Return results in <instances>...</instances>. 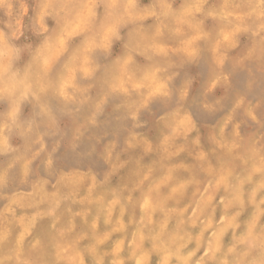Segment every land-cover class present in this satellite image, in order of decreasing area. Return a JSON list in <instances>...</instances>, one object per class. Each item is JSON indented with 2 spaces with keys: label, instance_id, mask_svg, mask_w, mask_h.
Segmentation results:
<instances>
[{
  "label": "clouds",
  "instance_id": "obj_1",
  "mask_svg": "<svg viewBox=\"0 0 264 264\" xmlns=\"http://www.w3.org/2000/svg\"><path fill=\"white\" fill-rule=\"evenodd\" d=\"M0 264H264V0H0Z\"/></svg>",
  "mask_w": 264,
  "mask_h": 264
}]
</instances>
